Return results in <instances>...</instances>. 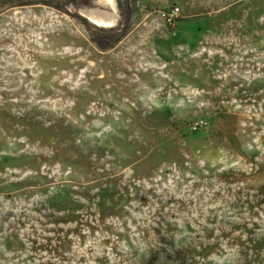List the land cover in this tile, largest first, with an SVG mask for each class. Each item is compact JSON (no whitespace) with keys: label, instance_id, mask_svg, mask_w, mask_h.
I'll list each match as a JSON object with an SVG mask.
<instances>
[{"label":"rangeland","instance_id":"obj_1","mask_svg":"<svg viewBox=\"0 0 264 264\" xmlns=\"http://www.w3.org/2000/svg\"><path fill=\"white\" fill-rule=\"evenodd\" d=\"M0 264H264V0H0Z\"/></svg>","mask_w":264,"mask_h":264},{"label":"built area","instance_id":"obj_2","mask_svg":"<svg viewBox=\"0 0 264 264\" xmlns=\"http://www.w3.org/2000/svg\"><path fill=\"white\" fill-rule=\"evenodd\" d=\"M180 15V8L179 7H175L174 9H172V11L170 13H167L166 16V20L170 25H174L176 23V21L178 20ZM205 126V122L204 121H199L197 122L194 127L193 130L194 131H198L200 130L202 127Z\"/></svg>","mask_w":264,"mask_h":264},{"label":"trees","instance_id":"obj_3","mask_svg":"<svg viewBox=\"0 0 264 264\" xmlns=\"http://www.w3.org/2000/svg\"><path fill=\"white\" fill-rule=\"evenodd\" d=\"M179 20V19H178Z\"/></svg>","mask_w":264,"mask_h":264}]
</instances>
